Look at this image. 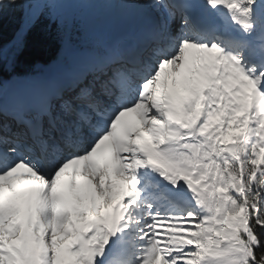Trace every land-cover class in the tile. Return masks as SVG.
<instances>
[{
	"label": "snow or ice",
	"instance_id": "6c2138e0",
	"mask_svg": "<svg viewBox=\"0 0 264 264\" xmlns=\"http://www.w3.org/2000/svg\"><path fill=\"white\" fill-rule=\"evenodd\" d=\"M96 2L0 0L23 10L0 73L45 21L66 47L64 6ZM120 2L168 22L61 81L0 75V264H264V49L182 39L189 0ZM204 2L249 36L264 10ZM10 82L35 90L6 103Z\"/></svg>",
	"mask_w": 264,
	"mask_h": 264
},
{
	"label": "rangeland",
	"instance_id": "374dc122",
	"mask_svg": "<svg viewBox=\"0 0 264 264\" xmlns=\"http://www.w3.org/2000/svg\"><path fill=\"white\" fill-rule=\"evenodd\" d=\"M117 2H119L122 5H118L114 3L113 5H114L115 10L113 9V11L115 12V16H116L115 18L119 19L123 15V12H125L124 10L125 8L123 6V3L120 2V0H118ZM106 3L107 2H104L105 5ZM87 5L88 3H74V4H69V5L64 6L65 9L71 14V17H72L71 23L68 29V41L69 42L66 47H63V43L57 35L55 26H51L53 33L56 35L57 40L60 41L61 52H60L59 59L55 61L53 65L48 67L47 76H43L42 74L40 75L41 77L45 79V81H49V82L56 81L57 82L61 80L62 78H64L65 75L72 74L76 70L81 69V67L87 63L86 61H88V59L91 56L102 54L111 45L132 46L134 44L133 42L134 40H136L135 39L136 37L133 38V35H131V33L130 35H127L123 41H121L124 38L123 36H125L123 33L121 35V32H120V29L121 27H123L124 24L118 26L120 27V29L118 27L115 30L111 28L109 29L108 26L110 25V21H111L110 15L108 14L104 18L102 16L98 18V16L94 15V12L90 13L88 12V10L86 11V9H84L85 7H87ZM94 6L98 7V3L97 2L96 4L94 3ZM147 9L149 11L148 10H144V11L150 12L152 14L159 13V11H157L155 8L149 7ZM12 11L23 14V10L20 8H16V7L6 9L4 14L8 12H12ZM160 11L162 14H165L163 11V8H160ZM258 15L260 19L257 23V27L250 36L245 35L238 29V35L241 37L242 40H246V41L250 40L253 43H255L256 41L259 42V39L261 41L262 38H264V20L262 18L263 17L262 12L260 11ZM154 17L156 18L157 22H158V19L161 20L160 16H158L157 18L156 15H154ZM45 22L47 23V21ZM126 26L129 27L130 31L133 28L132 24H130V26L129 24ZM75 45L77 46L75 47ZM79 53L81 54V58L79 59V62L76 63L77 61L76 62L72 61L71 55L79 54ZM60 65H62L63 68L68 66L67 67L68 73H64L62 71L58 72L57 70L58 66L60 69L62 68V66ZM6 92H7V89H6Z\"/></svg>",
	"mask_w": 264,
	"mask_h": 264
},
{
	"label": "bare ground",
	"instance_id": "6f19581e",
	"mask_svg": "<svg viewBox=\"0 0 264 264\" xmlns=\"http://www.w3.org/2000/svg\"><path fill=\"white\" fill-rule=\"evenodd\" d=\"M117 1L118 0H109V2L106 3V5L104 4V2H97L98 3V7L94 6V3H88L87 7H85L84 9H86V11L88 10V12H90V13L94 12V15L98 16V18L101 17V16L104 18L106 15L109 14L110 17H111L110 18L111 21L109 20L110 21V25L108 26L109 29L111 28V29L115 30L118 26L124 24L123 27H121V29H120V27H118L120 29L121 35H122V33L125 35V36H123L124 37L123 39L121 38L122 39L121 41H123L126 38V36L130 35V33H131V35H133V38L136 37L135 38L136 40H134V42H133L135 44L137 42L139 34H140V32L142 30H144V29H146L148 27H151L152 25H155L158 22L156 21V18L154 17V14L144 11V10H148L147 8L130 7V6H126L124 3H123V6L125 8L124 9L125 12H123L124 16L122 15L123 17L121 16V18H119V19L115 18L116 16H115V12L113 11V9H114V5L113 4L115 3V4H118V5H122L119 2H117ZM196 4H201V6H206L207 7V5L204 2V0H189V12H188L187 18H192V16L193 17L195 16V18L197 19V23L200 25V18L201 17L198 15L197 11L196 12L193 11L194 10L193 7H195ZM100 8H101V10H100ZM155 9L157 11H159V15H160V18H161V20H160L161 23H162V21H164L165 23L168 22V17L166 15V13L164 12L165 14H162L161 11H160V8H155ZM163 11H164V9H163ZM83 14H84V12H83ZM213 14H214V16L217 17V13H213ZM221 16H222V19H218L219 28L220 29L222 28V30L220 31V36H219V38H220L219 40L220 41L219 42L223 41V38L225 36L232 35L233 31L237 32V30H238V28H236L231 23V21L228 19L226 13H221ZM204 18H205V13L203 15V19ZM128 24H129V26H130V24H132V26H133L131 31H130L129 27L126 26ZM172 27L173 26L171 25V28ZM200 27H201V25H200ZM172 30H173V28H172ZM182 35L183 36H186V35L191 36L192 35L189 23H188V26L183 30V34ZM118 39H120V38H118ZM117 42H118V40H117ZM192 42H195V43H198V44L202 43V42H198L197 40H194ZM237 52H240V51L238 50ZM71 56H72V61H74V62L77 61L76 63H78L79 59L81 58V54L80 53L79 54H74V55H71ZM38 79H39L41 84H45V83L49 82V81H45V79L43 77H41V76ZM34 90H35L34 86H32V85L23 84V83L16 84V83H11L10 82L8 84V86H7V92L5 94V101L7 103L13 97H15L17 95L29 93V92L34 91ZM177 90H179V85L177 86ZM146 139H147V137H146ZM113 264H131V260H130L129 257H124V258H122L119 261H114Z\"/></svg>",
	"mask_w": 264,
	"mask_h": 264
},
{
	"label": "trees",
	"instance_id": "16d2710c",
	"mask_svg": "<svg viewBox=\"0 0 264 264\" xmlns=\"http://www.w3.org/2000/svg\"><path fill=\"white\" fill-rule=\"evenodd\" d=\"M262 13L264 14V10ZM22 18V13L14 11L0 17V45L10 47V42L14 40L21 28ZM38 34L42 37L39 42L37 41ZM60 52V41L57 40L52 27L44 22L36 31L25 37L24 49L16 60L14 70L7 67L0 75L8 78L14 74L22 76L37 73L39 72L35 70L37 64L42 66L41 72L47 73V67L59 59Z\"/></svg>",
	"mask_w": 264,
	"mask_h": 264
},
{
	"label": "water",
	"instance_id": "95a60500",
	"mask_svg": "<svg viewBox=\"0 0 264 264\" xmlns=\"http://www.w3.org/2000/svg\"><path fill=\"white\" fill-rule=\"evenodd\" d=\"M41 67H42V66H41L40 64H37V65L35 66V70H38V69H40ZM68 76H69V75H68ZM68 76H67V77H68ZM67 77H66V78H67Z\"/></svg>",
	"mask_w": 264,
	"mask_h": 264
}]
</instances>
